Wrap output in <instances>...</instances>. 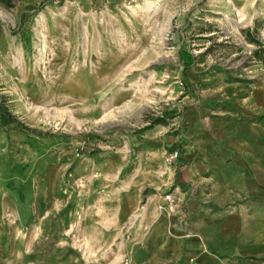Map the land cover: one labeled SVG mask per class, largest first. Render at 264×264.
Wrapping results in <instances>:
<instances>
[{
	"label": "rangeland",
	"instance_id": "374dc122",
	"mask_svg": "<svg viewBox=\"0 0 264 264\" xmlns=\"http://www.w3.org/2000/svg\"><path fill=\"white\" fill-rule=\"evenodd\" d=\"M11 3L0 93L28 128L0 130V264H105L133 243L145 205L184 229L194 193L181 168L214 144L229 100L264 97V64L241 33L264 0ZM166 193L178 213L159 209Z\"/></svg>",
	"mask_w": 264,
	"mask_h": 264
},
{
	"label": "crops",
	"instance_id": "0c3cea01",
	"mask_svg": "<svg viewBox=\"0 0 264 264\" xmlns=\"http://www.w3.org/2000/svg\"><path fill=\"white\" fill-rule=\"evenodd\" d=\"M217 114L214 144L178 174L194 193L182 209L184 229L177 217H145V205L133 243L123 241V254L105 264H121L130 252L131 264H264V97H233Z\"/></svg>",
	"mask_w": 264,
	"mask_h": 264
},
{
	"label": "trees",
	"instance_id": "16d2710c",
	"mask_svg": "<svg viewBox=\"0 0 264 264\" xmlns=\"http://www.w3.org/2000/svg\"><path fill=\"white\" fill-rule=\"evenodd\" d=\"M0 4L5 6L6 8L13 7L11 0H0ZM43 7L44 3L41 2L38 6L27 5L25 9L26 11L39 12L43 9ZM24 17L25 12H23L20 16L21 22L23 21ZM261 29H264V16L256 18L253 22L252 27L241 30V33L249 44L256 46V48L251 51L250 59L252 61L264 64V39H261V37H259ZM188 57H190L191 59L193 58L191 55ZM188 66H190L188 63H184V69ZM161 122H163V119H157L156 121V123ZM9 127H19L23 128V130H27L28 128L22 125L17 117L11 112L7 97L0 93V130H5Z\"/></svg>",
	"mask_w": 264,
	"mask_h": 264
},
{
	"label": "built area",
	"instance_id": "2783aa9c",
	"mask_svg": "<svg viewBox=\"0 0 264 264\" xmlns=\"http://www.w3.org/2000/svg\"><path fill=\"white\" fill-rule=\"evenodd\" d=\"M180 200L181 198L173 197L172 193H166L165 195H163V204L159 207V209L169 215L177 213L180 208ZM188 264H196V262L193 260H189ZM217 264L225 263L220 261Z\"/></svg>",
	"mask_w": 264,
	"mask_h": 264
}]
</instances>
